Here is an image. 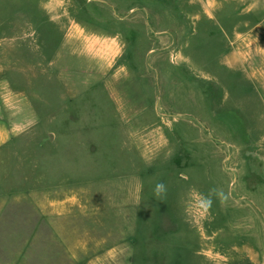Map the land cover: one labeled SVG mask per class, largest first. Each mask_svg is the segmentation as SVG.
<instances>
[{
    "label": "rangeland",
    "instance_id": "374dc122",
    "mask_svg": "<svg viewBox=\"0 0 264 264\" xmlns=\"http://www.w3.org/2000/svg\"><path fill=\"white\" fill-rule=\"evenodd\" d=\"M254 253L264 0H0V264Z\"/></svg>",
    "mask_w": 264,
    "mask_h": 264
},
{
    "label": "crops",
    "instance_id": "0c3cea01",
    "mask_svg": "<svg viewBox=\"0 0 264 264\" xmlns=\"http://www.w3.org/2000/svg\"><path fill=\"white\" fill-rule=\"evenodd\" d=\"M167 121V120H166ZM170 121H172L171 119H170ZM164 139H165V145L167 144V143H169V138L167 137V136H165L164 137ZM146 145H150V144H146ZM136 151H138V149L136 150ZM147 154H148V152H147ZM149 156L148 157H150V159L153 157V154L152 153H150L149 152ZM144 158L146 157V156H143ZM130 159H131V162H130V165L131 164H133L134 165V167H132V166H130V168L132 169V168H135V162L137 161V159L136 158H134L133 156L132 157H130ZM141 159V158H140ZM127 192H129V187L127 188ZM130 198V197H129ZM255 253L254 254H252V255H250L249 256V258H250V260H251V262H249V264H255ZM263 263H264V259H263Z\"/></svg>",
    "mask_w": 264,
    "mask_h": 264
}]
</instances>
